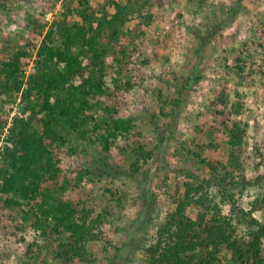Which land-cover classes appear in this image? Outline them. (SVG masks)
I'll list each match as a JSON object with an SVG mask.
<instances>
[{
  "label": "trees",
  "instance_id": "16d2710c",
  "mask_svg": "<svg viewBox=\"0 0 264 264\" xmlns=\"http://www.w3.org/2000/svg\"><path fill=\"white\" fill-rule=\"evenodd\" d=\"M166 1L64 0L52 23L35 22L30 42L41 39L34 55L22 35H17V46L8 39L0 42V96L16 103L17 94L21 108L9 125L8 115H0V223L6 222L11 236L30 227L45 247L56 242L49 253L54 262L89 264V245L101 241L106 220L120 208L122 194L109 188L97 194L103 178L113 177L111 149L133 172L153 157L140 134L133 133V120L116 116L121 94L133 87L132 69L147 47L146 36L158 41L155 34L125 27L136 18L150 20ZM254 47L264 53V42ZM243 53L234 68L238 77L246 72L264 80L263 58L250 50ZM180 98L173 100L174 116ZM226 106L222 90L211 102L216 121L197 128L193 139L177 149L186 157L195 152L208 177L185 182L175 209L145 249V264H264V225L252 216L257 200L244 211L237 199L236 188L251 184L241 175L250 157L246 126L230 120ZM240 109L238 101L233 103V112ZM132 136L131 145L119 144V138ZM223 143L227 159L219 160L214 154ZM87 146L99 155L82 164ZM224 206L229 207L227 215ZM238 225H246L248 233L241 236ZM45 247L33 243L27 256L40 258Z\"/></svg>",
  "mask_w": 264,
  "mask_h": 264
},
{
  "label": "rangeland",
  "instance_id": "374dc122",
  "mask_svg": "<svg viewBox=\"0 0 264 264\" xmlns=\"http://www.w3.org/2000/svg\"><path fill=\"white\" fill-rule=\"evenodd\" d=\"M63 1H0V42L8 39L17 46V35H22L25 42L35 45L27 49L34 55L41 39L35 37L30 42L35 22L52 23ZM134 27L140 33L155 34L158 41L146 36L147 47L142 56H136L137 65L132 69L133 87L121 94L116 117L133 120V133L146 143L153 157L133 172L122 162L117 149H111L108 156L114 167L113 177L103 178L97 194L109 188L122 194V201L106 220L101 241L89 245L93 254L89 264H145V249L155 241L157 227L165 216L175 209L185 182H193L194 176L208 177L195 152L186 157L177 149L193 139L197 128L216 121L210 112L211 102L222 90L227 93L229 119L246 126L245 148L250 157L241 175L251 184L243 190L236 188L238 204L250 211L251 203L257 200L258 210L252 216L264 225V80L257 75L249 78L246 72L238 77L234 70L243 61L244 50L256 52L264 61V53L254 47L264 42V0H167L150 20L146 16L136 18L125 30ZM31 66L23 77L25 81ZM175 77L177 82H173ZM13 97L16 103L0 96V115H8V125L21 109L19 96L14 93ZM178 98L181 104L174 116L172 103ZM237 101L240 113L233 112ZM135 139L119 138L118 142L131 145ZM227 149L223 143L214 157L226 160ZM98 155L87 146L80 163L97 160ZM222 211L227 215L229 207L224 206ZM5 224L0 223V264H59L49 254L56 250V242L45 247L39 232L30 227L18 232V237L11 236ZM238 229L241 236L248 233L246 225H238ZM33 243L45 247L40 258L27 256Z\"/></svg>",
  "mask_w": 264,
  "mask_h": 264
}]
</instances>
